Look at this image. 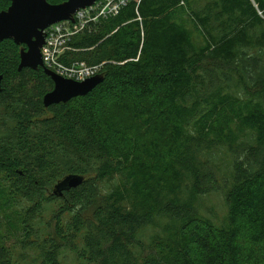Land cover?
Returning a JSON list of instances; mask_svg holds the SVG:
<instances>
[{
	"label": "trees",
	"instance_id": "16d2710c",
	"mask_svg": "<svg viewBox=\"0 0 264 264\" xmlns=\"http://www.w3.org/2000/svg\"><path fill=\"white\" fill-rule=\"evenodd\" d=\"M20 49L0 42V264H264V0L129 4L62 57L104 80L49 107Z\"/></svg>",
	"mask_w": 264,
	"mask_h": 264
},
{
	"label": "water",
	"instance_id": "95a60500",
	"mask_svg": "<svg viewBox=\"0 0 264 264\" xmlns=\"http://www.w3.org/2000/svg\"><path fill=\"white\" fill-rule=\"evenodd\" d=\"M8 9L0 11V42L4 39H13L18 45L25 44L21 51L22 68H42L54 81V88L43 99L46 107L61 102H68L72 98L86 95L98 86L104 75L98 74L84 81L69 79L56 74L45 67L42 58V46L45 43L44 30L51 24L74 20V13L94 4L97 0H65L54 4L48 0H10ZM3 76L0 75V91ZM84 176L68 174L55 184L54 194L61 196L64 191L79 186Z\"/></svg>",
	"mask_w": 264,
	"mask_h": 264
},
{
	"label": "built area",
	"instance_id": "2783aa9c",
	"mask_svg": "<svg viewBox=\"0 0 264 264\" xmlns=\"http://www.w3.org/2000/svg\"><path fill=\"white\" fill-rule=\"evenodd\" d=\"M142 0H97L94 4L78 9L74 20H63L51 24L44 30L45 43L42 46V58L45 67L56 74L84 81L98 75L102 64L89 65L85 61L65 63L63 55L72 38L83 31H90L99 21L114 17L129 4L139 6Z\"/></svg>",
	"mask_w": 264,
	"mask_h": 264
},
{
	"label": "rangeland",
	"instance_id": "374dc122",
	"mask_svg": "<svg viewBox=\"0 0 264 264\" xmlns=\"http://www.w3.org/2000/svg\"><path fill=\"white\" fill-rule=\"evenodd\" d=\"M224 149L225 148L221 146L214 148L212 156L219 157L218 159H222L221 156L225 158L224 153L222 152ZM213 160L216 162V159ZM222 188L223 187L219 186V189L202 196V213L216 224H222L227 215L228 208L226 206V201L223 195L224 190H222ZM73 257V253H69L68 256H66L67 264H74Z\"/></svg>",
	"mask_w": 264,
	"mask_h": 264
},
{
	"label": "flooded vegetation",
	"instance_id": "af4514ba",
	"mask_svg": "<svg viewBox=\"0 0 264 264\" xmlns=\"http://www.w3.org/2000/svg\"><path fill=\"white\" fill-rule=\"evenodd\" d=\"M9 1H10V0H9ZM10 2H11V1H10ZM10 5H11V3H10ZM10 5H9V6H10ZM9 6H8V7H9ZM8 7H7L6 9H8ZM6 9H4V10H6ZM0 11H3V10H0ZM12 40H13V39H12ZM1 42H2V41H1ZM23 48H25L26 50L28 49V47H27L25 44H21L20 56H21V51H22Z\"/></svg>",
	"mask_w": 264,
	"mask_h": 264
}]
</instances>
